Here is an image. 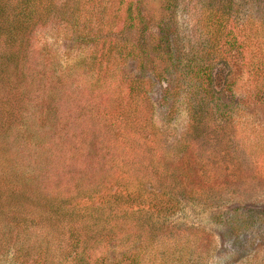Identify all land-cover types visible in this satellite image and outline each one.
I'll use <instances>...</instances> for the list:
<instances>
[{"label": "trees", "instance_id": "16d2710c", "mask_svg": "<svg viewBox=\"0 0 264 264\" xmlns=\"http://www.w3.org/2000/svg\"><path fill=\"white\" fill-rule=\"evenodd\" d=\"M102 1L98 27L86 32L100 50L92 54L89 72L107 93L93 120L107 134L100 146L104 157L126 176L118 175L110 191L85 173L74 182L73 194L46 190L40 171L20 167L17 156L0 147V264H207L214 240L195 227L189 235L166 238V220L187 203L224 207L235 199L236 205L212 217L226 216L227 230L236 233L257 227L251 239L236 242L238 264H264V205L250 204L252 195L243 194L261 182L262 166L253 163L257 176L246 172L234 185V177L226 176L227 169H247L249 161L232 133L244 97L233 93L234 81L226 78L238 54L258 86L264 85V0H163L168 15L160 22L163 44L151 43L141 10L135 41L116 42L108 32L100 36L102 28L114 25L104 18ZM86 2L0 0V74L6 76L0 86L7 89L0 97V137L12 129L25 146L46 142L44 132L58 121L61 93L41 97L35 121L29 120L37 90L25 73L32 36L52 20L92 28L87 11L79 13ZM178 12L189 24L183 35L172 36ZM128 63L132 71L126 72ZM156 87L154 102L150 94ZM157 103L168 105L170 117L178 104L185 107L188 124L179 139L170 141L167 122L156 120ZM187 151L194 166L180 163Z\"/></svg>", "mask_w": 264, "mask_h": 264}, {"label": "rangeland", "instance_id": "374dc122", "mask_svg": "<svg viewBox=\"0 0 264 264\" xmlns=\"http://www.w3.org/2000/svg\"><path fill=\"white\" fill-rule=\"evenodd\" d=\"M63 0H58L61 3ZM103 0V16L107 22L113 21L111 28H102L100 36H105L108 32L113 41H135L139 34L137 22V11L146 13L145 20L148 21L146 31L151 43H162L159 38L161 31L160 22L167 19L168 15L163 10V0ZM88 3V4H87ZM98 0H87L82 9L87 11V19H91L92 28H83L81 23L78 27L66 23L65 21L52 20L43 26H39L33 33L32 46L28 63L25 64V73L36 85V91L32 97V110L29 113V120L35 121V107L41 97L48 92L57 90L60 95L58 102L59 117L57 124L52 128H47L44 132L42 147L34 148L25 146L24 142L15 139V131L12 129L8 134L0 137V147L5 150V154L11 158L17 156L16 162L20 167L29 165L43 174V183L46 190H65L72 193L73 184L82 174L94 176L95 180H100L108 191L115 190L117 187L113 183L114 179L120 175L119 169L108 160L100 148L102 142L107 141V134L100 122L93 120L97 108L104 103L107 93L100 84L96 87V79L89 66L92 64V54L100 50L95 49L93 42L86 32H95L96 15L100 12ZM178 22L171 25L172 36L177 33L183 35L189 22L181 12L177 14ZM165 18V19H164ZM81 19V18H80ZM187 20V22H186ZM133 23L134 26L129 30L120 31L122 25ZM112 29V30H109ZM1 52V51H0ZM235 67L232 73L226 78L227 81H234L233 93L237 97H244L234 128L233 136L239 138L247 152V169L226 170V176L234 177L233 185L237 181H243L245 173L257 176L256 167H260V183L250 184L243 194H251L250 204L254 206L264 205V85L258 86L254 77L247 71L246 63L237 54ZM1 60V59H0ZM5 63L2 60V63ZM142 64L145 65V62ZM131 63L123 68L132 71ZM8 72L11 71L9 68ZM148 70H144L147 72ZM67 74V75H66ZM69 75V76H68ZM14 79V77H9ZM6 80L4 74H0V84ZM223 78L220 83H222ZM224 82V81H223ZM64 86V90L61 88ZM7 89L0 86V97L7 96ZM151 99L156 102L159 97L158 87L150 94ZM167 104L163 106L155 105L156 120L167 122L170 128V141L179 139L186 131L188 116L183 105L177 106L173 116H166ZM169 117V118H168ZM167 118V119H166ZM20 124V123H19ZM166 124V123H165ZM57 125V126H56ZM19 128V127H18ZM14 129V128H13ZM260 136L259 141L257 137ZM6 141V142H5ZM259 143V145H258ZM223 149V146L220 147ZM223 152V150H222ZM221 152V153H222ZM223 155V154H222ZM194 160L189 151L185 152L180 159V163H187L194 166ZM120 163V162H118ZM253 163H256L253 165ZM22 164V165H21ZM258 164V165H257ZM120 176H126L121 174ZM232 185V184H231ZM254 186V187H253ZM233 187V186H231ZM245 188V189H246ZM241 189V188H238ZM104 190V188H103ZM224 201V200H222ZM234 201H224L222 206H201L198 203L184 204V209L176 212L166 220L164 234L166 238L173 235L184 233L191 234L195 228L204 230L206 234L202 237L215 242L216 247L207 264H238L239 254L237 253L236 242L251 239L255 229L241 230L239 233L228 231L224 218L218 213L214 217V212H223L226 208L236 205ZM228 202V204H227ZM223 203V202H222ZM226 206V207H225ZM40 233L42 230H39ZM264 253V252H263ZM2 264H8L7 261Z\"/></svg>", "mask_w": 264, "mask_h": 264}]
</instances>
